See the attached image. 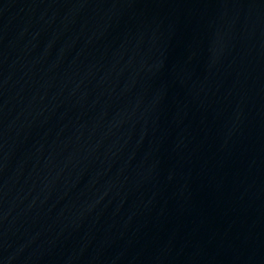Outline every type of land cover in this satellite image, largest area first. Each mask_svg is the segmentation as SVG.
I'll list each match as a JSON object with an SVG mask.
<instances>
[{"label": "water", "instance_id": "water-1", "mask_svg": "<svg viewBox=\"0 0 264 264\" xmlns=\"http://www.w3.org/2000/svg\"><path fill=\"white\" fill-rule=\"evenodd\" d=\"M0 264H264V0H0Z\"/></svg>", "mask_w": 264, "mask_h": 264}]
</instances>
